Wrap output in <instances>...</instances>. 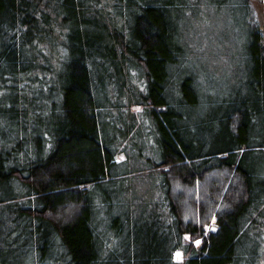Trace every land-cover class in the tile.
<instances>
[{
	"label": "trees",
	"instance_id": "1",
	"mask_svg": "<svg viewBox=\"0 0 264 264\" xmlns=\"http://www.w3.org/2000/svg\"><path fill=\"white\" fill-rule=\"evenodd\" d=\"M250 1L0 0V264H258L264 14ZM224 9L243 43L233 84L213 70L228 44L186 34ZM140 129L156 158L117 173ZM134 174L157 199L133 193Z\"/></svg>",
	"mask_w": 264,
	"mask_h": 264
},
{
	"label": "rangeland",
	"instance_id": "2",
	"mask_svg": "<svg viewBox=\"0 0 264 264\" xmlns=\"http://www.w3.org/2000/svg\"><path fill=\"white\" fill-rule=\"evenodd\" d=\"M250 4L252 5L255 17L259 23L262 22L263 14H264V4H260L257 0L250 1ZM205 14H203L200 18L193 17L192 19H189L186 26V34L187 37H195L197 39L205 38L206 41H209V38L214 37L217 40L220 38L224 40L225 43H227V52L229 53V56L226 57L224 62H217L214 63L216 68H213V70L216 72L214 77L222 76L224 75L227 79H225L224 84H233L235 81H233V77L236 76V65L237 62L233 58L235 54H238L243 46V43H237L235 38L238 37L239 31L237 30L238 25L234 21V18L230 15L228 9L222 10L220 13H216L215 11L209 10L206 11ZM213 14L210 20V16ZM190 22V23H189ZM212 22V23H211ZM186 37V36H185ZM199 41H204L203 39H200ZM221 80V79H220ZM219 85V84H218ZM140 107H133L131 108V112H138L140 111ZM141 129L135 134V138H133V145H126L125 151L129 153V157L127 158V155H125L124 164L117 167V173L121 172H128L131 173L135 171L136 169H139L140 167H143L142 164V158L140 157L141 154L145 155L149 152L153 153L152 155L156 158L157 147H154L156 145H150L149 140H146L145 138L140 137ZM142 138V139H141ZM119 158V157H118ZM116 170V169H115ZM131 181L128 183L135 188L133 193H137V195L145 196L147 198H158L157 190H156V183L155 181H151L147 174L145 175H130ZM114 193L112 194L113 198H116L123 190L122 186L117 185L116 188H113ZM180 192L182 191L181 188H177ZM176 190V191H177ZM186 191L184 192V194ZM185 220V219H184ZM186 221V220H185ZM216 225L217 222L213 219L211 222V225ZM209 226V228H210ZM200 241V240H199ZM196 244V243H195ZM177 257V256H176ZM177 260H179L177 258ZM258 264H264V254L263 257L259 258Z\"/></svg>",
	"mask_w": 264,
	"mask_h": 264
},
{
	"label": "snow or ice",
	"instance_id": "3",
	"mask_svg": "<svg viewBox=\"0 0 264 264\" xmlns=\"http://www.w3.org/2000/svg\"><path fill=\"white\" fill-rule=\"evenodd\" d=\"M188 238L191 239V237H188ZM195 243H196L197 245H199V244L201 243V241L196 240ZM181 255H182L181 253H177V254H176L177 258H180Z\"/></svg>",
	"mask_w": 264,
	"mask_h": 264
},
{
	"label": "water",
	"instance_id": "4",
	"mask_svg": "<svg viewBox=\"0 0 264 264\" xmlns=\"http://www.w3.org/2000/svg\"><path fill=\"white\" fill-rule=\"evenodd\" d=\"M210 233H215V231H216V225H212L211 227H210Z\"/></svg>",
	"mask_w": 264,
	"mask_h": 264
},
{
	"label": "bare ground",
	"instance_id": "5",
	"mask_svg": "<svg viewBox=\"0 0 264 264\" xmlns=\"http://www.w3.org/2000/svg\"><path fill=\"white\" fill-rule=\"evenodd\" d=\"M211 227V226H210Z\"/></svg>",
	"mask_w": 264,
	"mask_h": 264
}]
</instances>
